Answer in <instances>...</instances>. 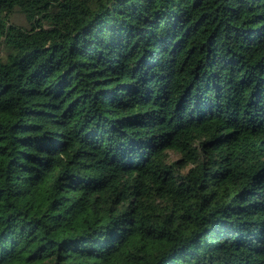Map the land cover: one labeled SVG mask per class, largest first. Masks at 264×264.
Listing matches in <instances>:
<instances>
[{"label": "trees", "instance_id": "trees-1", "mask_svg": "<svg viewBox=\"0 0 264 264\" xmlns=\"http://www.w3.org/2000/svg\"><path fill=\"white\" fill-rule=\"evenodd\" d=\"M0 264H264V0H0Z\"/></svg>", "mask_w": 264, "mask_h": 264}, {"label": "rangeland", "instance_id": "rangeland-1", "mask_svg": "<svg viewBox=\"0 0 264 264\" xmlns=\"http://www.w3.org/2000/svg\"><path fill=\"white\" fill-rule=\"evenodd\" d=\"M12 21L18 24H25V21L19 15L14 16Z\"/></svg>", "mask_w": 264, "mask_h": 264}]
</instances>
